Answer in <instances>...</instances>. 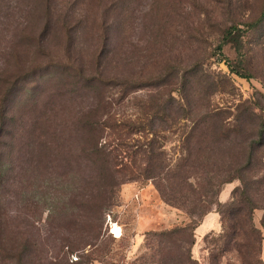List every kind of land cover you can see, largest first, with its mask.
<instances>
[{
  "label": "trees",
  "instance_id": "16d2710c",
  "mask_svg": "<svg viewBox=\"0 0 264 264\" xmlns=\"http://www.w3.org/2000/svg\"><path fill=\"white\" fill-rule=\"evenodd\" d=\"M128 1L65 0L57 14L52 0H0V264H28L33 253L29 240L4 235L7 197L16 212L37 219L45 213L64 252L93 247L107 255V215L118 205L121 185L132 181L150 182L164 203L185 210L189 220L146 231L144 253L129 264H201L191 250L194 230L213 209L220 228L202 239L209 264L223 257L264 264V94L255 90L230 105L215 103V94L234 92L232 80L206 67L203 50L185 60L169 56L161 41L168 30L161 26L150 54L138 57L152 61V70L143 73L141 61L139 72L128 71L127 46L110 37L127 31ZM69 2L85 7L83 14L73 15ZM101 5L122 20L97 25L94 68L85 71L73 53L92 20L86 11ZM263 20L264 0L260 17L245 22L244 32L252 36ZM241 31L223 28L212 55L229 73L248 79L252 67L241 51ZM52 34L62 55L48 46ZM226 43L236 59L224 54ZM106 56L120 69L113 75L104 72ZM64 92H87L92 102L63 119L48 104ZM233 181L227 200L217 201ZM256 209L263 211L259 226ZM89 260L85 253L66 264Z\"/></svg>",
  "mask_w": 264,
  "mask_h": 264
},
{
  "label": "rangeland",
  "instance_id": "374dc122",
  "mask_svg": "<svg viewBox=\"0 0 264 264\" xmlns=\"http://www.w3.org/2000/svg\"><path fill=\"white\" fill-rule=\"evenodd\" d=\"M69 9L73 15L83 14L85 7L70 2ZM108 4V3H107ZM65 5V0H52V11L61 13ZM128 16L125 19L127 31L110 33V37L127 46L130 64L128 71L139 72L142 63L146 64L143 73L152 70V61H145L138 58L140 53L148 56L151 51L152 42L159 41L160 36L157 28L161 26L168 30L167 38L161 39L166 44L167 54L171 57H180L185 60L195 57L199 50H203L204 63L207 68L225 73L232 80L235 89L232 94L218 93L213 96V101L219 105H230L237 102V99L248 97L255 90L264 94V20L259 30L252 36L245 31V22L252 21L260 17L262 10V0H129ZM83 9V10H82ZM167 9L166 12H163ZM78 11V12H77ZM91 17L87 28L78 38L77 49L74 51V61L76 64L84 65L85 71H92L94 68L93 54L96 52L99 43L97 36V25L102 22L112 24L122 20L115 17L112 11L106 12L104 5L99 8L95 6L92 10L86 11ZM161 15V18L159 17ZM229 25H236L242 35V54L249 60L252 67L251 76L246 79L229 73L227 67L222 62L215 61L212 49L221 39V30ZM115 32V30H114ZM48 46L52 53L62 55L59 50L60 42L56 35H51L47 39ZM224 54L230 59H236L237 51L231 43L223 45ZM104 72L113 75L118 69L116 61L109 56L105 57ZM3 63V57L0 55ZM112 99V92H109ZM92 102V98L87 92L73 93L64 92L51 100L48 106L56 105L55 110L62 114L59 117L65 119L77 110ZM123 111H129L128 107H121ZM166 148L169 152L174 150V141L170 140ZM236 181L225 184L217 197V201L224 200ZM119 202L110 215H107V235L105 237L107 255L99 253L97 250L87 248L75 250L72 254L66 253V246L50 231V227L44 220L45 213L41 218L29 216L23 212H16L14 199L12 197L4 204L7 210L8 229L4 228V235L12 239H27L33 243L32 255L28 264H66L74 261L75 256L88 253L90 264H129L135 257L144 253V233L148 230H159L168 228L174 224L186 223L189 215L185 210L173 208L164 203L158 196L156 190L150 182H127L121 185L119 190ZM9 211V213H8ZM211 210V212H213ZM263 211H254V222L259 226V218ZM203 218V217H202ZM217 228L211 229L207 233L218 232ZM5 227V226H4ZM109 227L118 238H115L109 231ZM206 233V234H207ZM7 239V238H6ZM114 239V240H112ZM203 237L198 239L191 248L193 255L201 264H209L208 252L203 249ZM261 258L264 261V238L261 247ZM232 259H219L218 264H233Z\"/></svg>",
  "mask_w": 264,
  "mask_h": 264
},
{
  "label": "crops",
  "instance_id": "0c3cea01",
  "mask_svg": "<svg viewBox=\"0 0 264 264\" xmlns=\"http://www.w3.org/2000/svg\"><path fill=\"white\" fill-rule=\"evenodd\" d=\"M229 194L230 193H228L227 197L224 200H221V202L227 200ZM218 222H219V214L215 210L213 212L210 211L207 214H205L201 219L200 223L195 227L194 230L195 238H196L195 244L198 241V239L203 237L208 231H210L211 229L215 230L217 228ZM218 226L220 225L218 224Z\"/></svg>",
  "mask_w": 264,
  "mask_h": 264
},
{
  "label": "built area",
  "instance_id": "2783aa9c",
  "mask_svg": "<svg viewBox=\"0 0 264 264\" xmlns=\"http://www.w3.org/2000/svg\"><path fill=\"white\" fill-rule=\"evenodd\" d=\"M109 231H110V233H111L114 237L117 238V236L112 232L111 227H109Z\"/></svg>",
  "mask_w": 264,
  "mask_h": 264
},
{
  "label": "bare ground",
  "instance_id": "6f19581e",
  "mask_svg": "<svg viewBox=\"0 0 264 264\" xmlns=\"http://www.w3.org/2000/svg\"><path fill=\"white\" fill-rule=\"evenodd\" d=\"M115 234V233H114ZM116 235V234H115ZM117 237H119V236H117Z\"/></svg>",
  "mask_w": 264,
  "mask_h": 264
}]
</instances>
